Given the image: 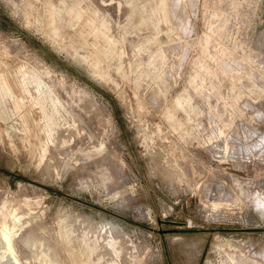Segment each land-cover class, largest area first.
Here are the masks:
<instances>
[{"label":"rangeland","instance_id":"obj_1","mask_svg":"<svg viewBox=\"0 0 264 264\" xmlns=\"http://www.w3.org/2000/svg\"><path fill=\"white\" fill-rule=\"evenodd\" d=\"M13 260L264 264V0H0Z\"/></svg>","mask_w":264,"mask_h":264},{"label":"bare ground","instance_id":"obj_2","mask_svg":"<svg viewBox=\"0 0 264 264\" xmlns=\"http://www.w3.org/2000/svg\"><path fill=\"white\" fill-rule=\"evenodd\" d=\"M165 16H166V15H165ZM166 18H167V16H166ZM5 227H6V226H5ZM2 234H3L2 237H3V239H4L5 245H6V244H10V243H9L10 237H9V235L6 234V232H5V228H3V230H2ZM10 245H11V244H10ZM10 245H8V247H9ZM4 247H6V246H4ZM6 249H7V247H6ZM6 249H5V250H6ZM9 249H10V248H9ZM9 249H8V250H9ZM8 250H7V252H8ZM5 253H6V252H5ZM8 254H10V253H8ZM12 254H13V252H12ZM12 257H13V256H12ZM13 258H15V257H13ZM14 260H15V259H14ZM14 260H13L14 264H17L18 261L16 262V261H14ZM233 260H234V259H233ZM233 260H232V261H233ZM18 263H19V262H18Z\"/></svg>","mask_w":264,"mask_h":264}]
</instances>
